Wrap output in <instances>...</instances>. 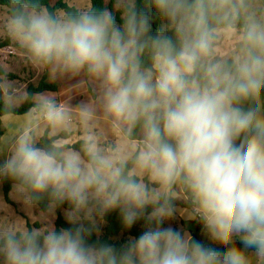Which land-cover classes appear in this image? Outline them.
I'll use <instances>...</instances> for the list:
<instances>
[{
  "label": "clouds",
  "instance_id": "clouds-1",
  "mask_svg": "<svg viewBox=\"0 0 264 264\" xmlns=\"http://www.w3.org/2000/svg\"><path fill=\"white\" fill-rule=\"evenodd\" d=\"M68 2L76 11L0 5L19 58L51 78L81 77L89 96L72 107L0 78L2 115L32 105L30 122L0 137V179L27 208L67 203L72 225L0 222L3 264H264V0H117L122 25L90 0ZM74 121L85 138L61 144ZM177 198L222 248L163 227ZM117 209L125 228L144 220L145 230L120 249L89 243Z\"/></svg>",
  "mask_w": 264,
  "mask_h": 264
},
{
  "label": "trees",
  "instance_id": "trees-1",
  "mask_svg": "<svg viewBox=\"0 0 264 264\" xmlns=\"http://www.w3.org/2000/svg\"><path fill=\"white\" fill-rule=\"evenodd\" d=\"M36 3L39 5L47 8L49 11H56L58 9L66 10V11H76L74 7L69 5L65 0H55L52 2V0H35ZM137 5L140 7H143L146 3V0H136ZM8 0H0V5L7 4ZM91 7L94 10H108L113 14L115 17L116 23L118 25H122L121 20V13L118 11V9H115L114 4L115 0H109V2H106V0H90ZM160 20L153 17L152 27L155 31L160 26ZM0 74H4L3 70L0 69ZM56 92L58 91V84L56 82H50L48 81V72L44 71L43 76L41 77L40 81L37 85H29L27 87V94L29 97H33L35 94L42 93V92ZM31 101L23 103L20 107H18L15 110L16 115H23L25 114L29 108L31 107ZM3 105L0 103V136L4 134V129L2 127L1 118L3 114ZM62 139H68L69 133L67 135H64L61 137ZM80 140L76 141L72 145H66V146H77ZM0 183L2 184V190L4 195V200L14 205V203L10 199V192L12 190V181L8 179H0ZM35 206H37L41 211H47L48 205L46 200H42L41 202L37 203ZM176 207H187L186 203L184 201H180L176 199L175 201ZM63 210H69V205L67 203H64L63 205H60L55 209L56 218L54 221V228L56 230L60 229H66L69 227H72L67 220L64 218L62 211ZM102 220L105 222V226L103 227V232L101 236H99L96 232V228L93 231L92 235L89 237V243H105L110 244L114 246L117 249H120L123 245L127 244L130 238H138L139 235L145 230L146 224L144 220L137 221L133 224L131 228H125L120 214L119 210H115L112 212L107 213ZM27 227L28 228H37L40 229L41 225L37 222L30 223L29 220H27ZM87 224V222H85ZM181 226L184 227V229L189 230L191 233V236L198 241H201L207 245H210L212 247L216 248H222L221 245H216L212 241H210L204 234L202 230V225L197 220H187V221H181ZM164 227V225H163ZM173 229L180 231L179 228L176 225H173ZM183 232V231H181ZM235 242L237 246L243 248V244L239 241V238L235 239ZM248 253L255 251V249H248ZM1 261V259H0Z\"/></svg>",
  "mask_w": 264,
  "mask_h": 264
},
{
  "label": "rangeland",
  "instance_id": "rangeland-1",
  "mask_svg": "<svg viewBox=\"0 0 264 264\" xmlns=\"http://www.w3.org/2000/svg\"><path fill=\"white\" fill-rule=\"evenodd\" d=\"M55 0H52L54 2ZM69 5L73 6L71 3L68 2V0H65ZM106 2H109V0H106ZM115 9H117V0H115L114 4ZM0 69L3 70L4 74H0V78L4 77L6 75V78L13 82L16 87L22 89L24 92L27 93V87L29 85H37L40 81L41 77L44 74V71L36 69L32 67L30 64L25 63L24 60L19 58V54L17 53L16 49L10 45L9 40L5 37L2 30H0ZM57 79L56 83L62 85V90L58 94V92H42L35 94L36 95H45V96H54L59 100V97H62V101H67V103L72 106L76 107L82 102H87L89 99V96L86 95L83 91L80 90L79 87V81L82 79L81 77L68 79V78H55ZM18 123L15 124L16 127H23L27 123L30 122V118L28 116L24 115H18L14 116ZM36 123L35 130H40L42 132V127L40 124V121L37 117L31 118V125ZM33 126V125H32ZM97 129V131L95 130ZM102 129L97 126L93 128V132H100ZM69 134L71 138L69 139V142H75L80 138V134L85 138L86 132L85 129L77 122L74 121L72 124L71 129L69 130ZM3 149L6 150V147L3 146ZM180 201H183L180 198H177ZM6 202L4 200L3 190H2V184L0 183V222H10L14 221L16 219L22 220V218H25V210L27 211L26 214L29 213L31 215L32 220L39 223L41 225V228H46L49 226L54 227V221L56 218V213H50L48 210L44 212H39L37 214L36 210H29L25 205L21 207L18 210H15L16 208L10 207L9 210L5 209L4 207H1L2 205H5ZM179 207V206H178ZM183 208L185 207H179L178 208V215H180L182 218L187 219L186 215L183 214ZM37 209V208H36ZM11 212L12 216H9V213ZM67 210H63L62 214L64 218L66 219L65 213ZM40 214V215H39ZM6 216L7 218L4 220L2 216ZM67 220V219H66ZM41 221V222H40ZM105 226V222L102 219H97L96 224V232L99 236H101L103 232V227ZM165 227H173V223L169 220L166 222ZM40 228V229H41ZM254 254V253H252ZM0 264H3V260L1 259Z\"/></svg>",
  "mask_w": 264,
  "mask_h": 264
},
{
  "label": "crops",
  "instance_id": "crops-1",
  "mask_svg": "<svg viewBox=\"0 0 264 264\" xmlns=\"http://www.w3.org/2000/svg\"><path fill=\"white\" fill-rule=\"evenodd\" d=\"M48 81H50V82H56L57 81V79H55V78H51L50 76H49V74H48ZM58 84V83H57ZM61 90H62V85L61 84H58V91H56V92H58V94L61 92ZM59 100L60 101H62V97L60 96L59 97ZM24 115V114H23ZM16 116H18V115H16ZM17 120H20V119H16V118H14V117H8V116H2V118H1V122H2V127H3V129H4V134L3 135H1L0 137H4L6 134H7V131H8V129L5 127V126H7V125H11L12 127H16L15 126V124H17L18 123V121ZM33 125V126H32ZM31 125V127H32V129L33 130H35V127L37 126L36 125V123L35 124H32ZM96 131H97V129H95ZM80 136V138L78 139V140H82V139H84L83 138V136L80 134L79 135ZM71 138V136H70V134H69V138L68 139H62V138H60V142H61V144H63V145H72V144H74L75 142H69L70 139ZM77 140V141H78ZM0 148H2L3 149V145H0ZM8 155H9V153L7 152V149L5 150V149H3L2 151H0V163H3L6 159H7V157H8ZM10 199H11V201L14 203V205H12V204H9V203H7L6 201V204L5 205H2L1 207H4L5 209H7V210H9V208L10 207H15L16 209L15 210H18V211H20L19 209L21 208V207H23V203L22 202H20L17 198H16V196H15V193H14V191H13V187H12V190H11V192H10ZM33 208V210H36V212H37V214L39 213V212H46V211H41L37 206H33L32 207ZM32 208H28L29 210H32ZM37 208V209H36ZM177 208V212L179 211L178 210V208L179 207H176ZM182 208V207H181ZM183 209H185V208H183ZM26 210H25V213H24V215H25V218H22V220H23V223H25V225H26V227H27V220H29L30 221V223H34L35 221H33L32 220V217H31V215H29V213L28 214H26ZM175 213V215H174V217L170 220L172 223H173V225H176L178 228H179V230L180 231H183V232H188L190 235H191V233H190V231L189 230H186V229H184V227H182L181 226V221H187V220H189L188 218L187 219H185L184 220V218H182L180 215H178L179 213ZM40 215V214H39ZM9 216H12V214H11V212L9 213ZM2 218H4V220L7 218L5 215L4 216H2ZM1 220V219H0ZM41 222V221H40ZM167 222V221H166ZM166 222H165V224H164V227H165V225H166ZM216 245H219V244H216ZM255 251H253V252H250L249 254L250 255H252V253H254Z\"/></svg>",
  "mask_w": 264,
  "mask_h": 264
}]
</instances>
